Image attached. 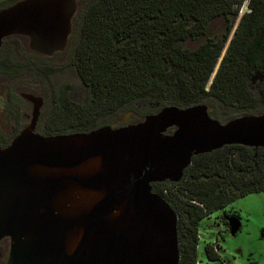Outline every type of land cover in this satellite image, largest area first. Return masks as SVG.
<instances>
[{
  "label": "water",
  "instance_id": "obj_1",
  "mask_svg": "<svg viewBox=\"0 0 264 264\" xmlns=\"http://www.w3.org/2000/svg\"><path fill=\"white\" fill-rule=\"evenodd\" d=\"M76 9V0L1 8L0 47L22 35L40 54L62 50ZM25 96L35 120L42 100ZM33 128L0 146L5 264H179L178 215L153 184L179 182L196 155L227 145L264 148V113L223 123L206 104L168 105L135 123L83 132ZM226 219L236 233L239 218Z\"/></svg>",
  "mask_w": 264,
  "mask_h": 264
},
{
  "label": "trees",
  "instance_id": "obj_2",
  "mask_svg": "<svg viewBox=\"0 0 264 264\" xmlns=\"http://www.w3.org/2000/svg\"><path fill=\"white\" fill-rule=\"evenodd\" d=\"M248 1L250 11L227 43L240 13L237 0H95L84 12L74 58L90 101H59L49 135L95 126L103 115L132 109L137 101L146 115L157 104L184 108L208 98L242 111L238 116L255 114L264 106V0ZM217 17L228 21L221 37L194 50L181 44L205 35ZM255 73L263 80L259 97L253 93ZM153 189L178 215L179 264H197L202 220L238 197L264 191V148L227 145L196 155L179 182L155 183ZM206 254L219 259L212 246Z\"/></svg>",
  "mask_w": 264,
  "mask_h": 264
},
{
  "label": "rangeland",
  "instance_id": "obj_3",
  "mask_svg": "<svg viewBox=\"0 0 264 264\" xmlns=\"http://www.w3.org/2000/svg\"><path fill=\"white\" fill-rule=\"evenodd\" d=\"M18 0H0V9L10 4H13ZM95 0H80L82 9L79 18V24L82 23L84 12L86 8L92 4ZM240 2V13L236 17L234 28L227 40V43L231 39L234 29L236 28L241 15L250 11L248 7V0H237ZM228 21L224 17H217L213 19L207 27L205 35L187 39L181 44L191 50L196 49L200 44L211 38L221 37L227 29ZM227 43L223 50L227 47ZM254 40H249L250 47L253 45ZM9 47V48H8ZM222 53V55H223ZM1 56H6L8 63H16L21 61L23 63L30 64L27 67L28 71L22 74V83L19 92H27L28 89L42 93L45 98V108L49 111L53 106L54 98L58 96H66L75 102L81 104H87L90 101L91 93L81 81L74 65L61 62L58 66L50 64L54 57H40L34 54L29 48V41L24 37H12L9 39L5 47L0 51ZM62 55V54H59ZM42 72V74H40ZM50 74L43 80L42 75ZM253 82V93L256 97L260 96V87L263 84L260 74L255 73ZM42 83L46 82L45 87L39 89V87L32 86L31 82ZM37 89V90H35ZM154 101H150L152 105ZM211 112L223 123L228 120L238 117L242 114L235 108H226L227 115L216 113L214 107L216 105L213 98H208L206 103ZM149 105V106H150ZM143 102H135L132 106L133 113L127 117V120L131 123L142 120L147 114V109H143ZM255 109V114L263 112L264 106ZM128 109H124L119 114L103 115L99 118L96 125L104 126L112 123L117 117L125 118ZM144 111V112H143ZM248 112V111H247ZM96 125L67 130V133L83 132L87 131ZM236 216L241 222L240 229L236 233H232L226 226L224 217ZM212 244H218L220 247L218 251L219 259L211 260L207 257L206 247L212 246ZM7 246V248H5ZM9 241H0V264L6 262V257L9 251ZM6 256V257H5ZM197 264H264V191L259 193H251L242 197H238L231 202L223 211L215 212L206 216L200 226V238L198 244V263Z\"/></svg>",
  "mask_w": 264,
  "mask_h": 264
},
{
  "label": "flooded vegetation",
  "instance_id": "obj_4",
  "mask_svg": "<svg viewBox=\"0 0 264 264\" xmlns=\"http://www.w3.org/2000/svg\"><path fill=\"white\" fill-rule=\"evenodd\" d=\"M76 1H77V9L71 19V32L68 36L65 47L62 50L56 51L51 55H43L30 49L34 54L40 57L50 58L56 55L53 58L55 60H52V62H50V64L55 67L58 66L63 61H66L71 65H74L76 48L80 39L81 27L83 24V21L81 24H79V18L81 13L80 11L82 9V5L80 0H76ZM12 37H24L28 39V37L22 35L9 36L3 40L2 45L0 47V51L5 47V44H7L9 39ZM29 65L30 64L28 63L25 64L21 61H17L16 63H8L7 57L0 55V146L2 147L9 145L17 135H19L24 129L32 125L34 127L33 131L35 133H40L42 135H49L50 114L52 113L53 109L56 107L58 102L64 100L75 102L66 96H61V97L58 96L54 98L52 108L49 111H47L44 106L45 98L43 97L42 93L34 92L30 89H28L27 92L18 93V90L19 88H21V83L23 81L21 78L22 74H24L25 71H28L27 67ZM40 74H42V72H40ZM49 75L50 74L47 75L43 74L42 75L43 80L45 79L46 76L48 77ZM253 82H254V77H253ZM31 83L33 84L32 86L36 88L39 87V89L45 87L46 84L45 81L44 83H42L39 80L38 82L34 81ZM25 95H29L32 98H40L42 100L41 106L38 110L35 120L33 116L35 103L30 98H27ZM75 103H79V102H75ZM152 108H154L153 113H157L163 107L157 104V106H154ZM214 110L220 114H224V115L228 114L225 111L226 107L221 104H217L216 107H214ZM208 111L210 114L209 106H208ZM120 112L121 111H118V114ZM131 113H133L132 110H129L127 113L128 116L131 115ZM130 123L131 122H129L126 117L125 118L117 117L110 125L113 127H119V126L128 125ZM174 129L175 127L169 129L167 133H171ZM226 218L227 217H224V221L226 223V226L228 227V222ZM214 245L215 244H212L213 248Z\"/></svg>",
  "mask_w": 264,
  "mask_h": 264
},
{
  "label": "built area",
  "instance_id": "obj_5",
  "mask_svg": "<svg viewBox=\"0 0 264 264\" xmlns=\"http://www.w3.org/2000/svg\"><path fill=\"white\" fill-rule=\"evenodd\" d=\"M219 248H220V247L218 246V244H215V245H214V250H215V251H218Z\"/></svg>",
  "mask_w": 264,
  "mask_h": 264
}]
</instances>
